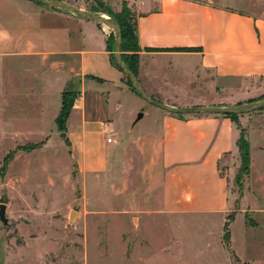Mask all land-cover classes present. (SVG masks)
<instances>
[{
  "label": "crops",
  "instance_id": "1",
  "mask_svg": "<svg viewBox=\"0 0 264 264\" xmlns=\"http://www.w3.org/2000/svg\"><path fill=\"white\" fill-rule=\"evenodd\" d=\"M128 4L140 47L136 78L148 97L194 108L247 105L264 95V15L210 1ZM112 35L110 27L65 10L0 0V120L8 114L11 122H25L15 126L16 135L21 128L37 129L25 136H48L67 90L74 97L66 135L78 156L88 154L86 165L97 166L95 157L106 153L112 143L106 136L125 130L121 136L140 152L163 214L224 218L230 208L222 169L239 159V128L228 116L144 108L111 62ZM260 118L237 115L246 138L264 134L255 125Z\"/></svg>",
  "mask_w": 264,
  "mask_h": 264
},
{
  "label": "rangeland",
  "instance_id": "2",
  "mask_svg": "<svg viewBox=\"0 0 264 264\" xmlns=\"http://www.w3.org/2000/svg\"><path fill=\"white\" fill-rule=\"evenodd\" d=\"M197 1L264 15V0ZM63 2L108 18L123 3L132 10L128 0ZM261 114L264 108L244 115ZM3 117L0 204L6 206L7 225L0 222V264H264V134L247 137L248 175L240 159L222 169L230 208L224 218L179 217L161 212L140 152L121 136L125 130L116 139L105 137L112 143L95 157L97 166L89 167L88 154L78 156L72 138L56 124L48 136L31 137L23 134L37 129L19 128L16 135L15 126L25 122ZM255 125L264 128V119Z\"/></svg>",
  "mask_w": 264,
  "mask_h": 264
},
{
  "label": "trees",
  "instance_id": "3",
  "mask_svg": "<svg viewBox=\"0 0 264 264\" xmlns=\"http://www.w3.org/2000/svg\"><path fill=\"white\" fill-rule=\"evenodd\" d=\"M58 1H63V0H58ZM37 4L43 5L40 3ZM93 12H97V11H93ZM108 16L120 28L121 43H120L119 53H120L121 61L123 65L134 75V77H137V67L139 61L138 52L140 51V47L138 45V39H137L136 15L126 6L125 3H123L121 7V11L118 14L113 15L109 13ZM115 38H116L115 34L110 36V38H108L107 40V43L112 51V55L110 58L111 62L114 66L118 68L114 59ZM125 80L127 82V85L131 86V89H133L132 91L137 95L135 89L133 88V86L126 77ZM73 97H74L73 94H71V92L67 90L62 93L60 112L55 120L57 130L61 132H65L66 130V121L68 119L70 110L72 108ZM251 102L254 101H249V103ZM227 116L230 117L235 122L236 126L240 130V136L236 143L239 153L240 164H241L240 169L243 171V173L248 175L249 165H250V148H249L248 140L246 138V131L243 128H241V126L239 125L237 121V115H227ZM227 234L228 232L226 230L225 235Z\"/></svg>",
  "mask_w": 264,
  "mask_h": 264
},
{
  "label": "water",
  "instance_id": "4",
  "mask_svg": "<svg viewBox=\"0 0 264 264\" xmlns=\"http://www.w3.org/2000/svg\"><path fill=\"white\" fill-rule=\"evenodd\" d=\"M33 2H37L40 4H43L44 6H49L52 8H56L59 10H65L74 16H77L83 20L91 21V22H97L99 24L105 25L107 27H110L115 35V48H114V59L115 63L118 66V68L122 71L124 76L129 80L133 88L135 89L137 95L144 100L146 103H148L151 106H154L160 110H163L169 114H181V115H190V114H209V115H221V116H227V115H242L251 113L254 111H257L264 107V99L257 101L252 104L247 105H240V106H233V107H194V108H178V107H171L166 106L163 104H160L150 97H148L142 88L140 87L138 80L134 75L123 65L121 58H120V43H121V33L119 26L110 18L105 17L103 15H98L90 12H86L83 10H80L72 5H69L63 1L58 0H30ZM140 117V116H138ZM5 210L6 206L4 204H0V222L6 226L7 225V219L5 218ZM72 217V215H71Z\"/></svg>",
  "mask_w": 264,
  "mask_h": 264
},
{
  "label": "built area",
  "instance_id": "5",
  "mask_svg": "<svg viewBox=\"0 0 264 264\" xmlns=\"http://www.w3.org/2000/svg\"><path fill=\"white\" fill-rule=\"evenodd\" d=\"M107 142H108V143H109V142H111V139H110V138H108V139H107Z\"/></svg>",
  "mask_w": 264,
  "mask_h": 264
}]
</instances>
